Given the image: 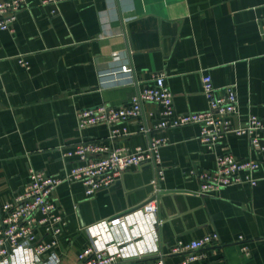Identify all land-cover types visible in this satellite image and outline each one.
<instances>
[{
  "label": "crops",
  "instance_id": "crops-1",
  "mask_svg": "<svg viewBox=\"0 0 264 264\" xmlns=\"http://www.w3.org/2000/svg\"><path fill=\"white\" fill-rule=\"evenodd\" d=\"M262 26L264 0H27L13 29H0V203L23 188L31 168L60 175L76 165L62 154L77 142L108 143L109 125L78 129L77 110L125 105L153 74L163 76L176 113L207 108L202 78L209 75L216 88L233 86L234 125L249 114L264 116ZM160 112L143 102L138 118L118 125L129 134L112 141L133 149L146 147L150 135L166 137L159 150L163 177L155 184L154 165L145 162L92 196L78 181L55 189L57 212L67 222L55 247L60 264H79L86 245L114 253L117 239L135 256L125 264L156 253L175 264L182 255L169 250L177 242L209 233L217 241L195 264H264V178L201 194L191 174L213 169L224 153L253 157L247 136L229 133L208 148L198 124L154 130ZM145 125L149 134L140 130ZM150 184L167 192L155 195L156 210L123 213L154 196ZM113 215L124 224L110 228Z\"/></svg>",
  "mask_w": 264,
  "mask_h": 264
},
{
  "label": "built area",
  "instance_id": "built-area-1",
  "mask_svg": "<svg viewBox=\"0 0 264 264\" xmlns=\"http://www.w3.org/2000/svg\"><path fill=\"white\" fill-rule=\"evenodd\" d=\"M26 5L27 0H0V29L12 30L16 13ZM261 32L264 34V26ZM113 57L116 58L117 54L113 53ZM120 69L126 71L127 66L122 65ZM202 88L207 108L199 111L176 113L172 93L161 74H153L151 80L138 88L125 105L101 103L78 109L77 128L107 124L110 132L106 140L109 142L82 140L74 144L62 156H74L77 164L60 175L29 169V178L23 188L11 200L0 203V264H60L61 257L55 247L67 222L57 212L53 194L61 183L81 182L85 194L92 196L98 190L112 185L125 171L145 162L154 165L153 184L163 177L159 150L167 143L166 137L150 135L146 147L136 146L133 149L112 143L116 137L129 134L125 126L120 128L118 125L128 119L138 118L143 110V102L160 106L161 117L154 125V130L198 124L199 139L208 148H213L229 133L247 136L253 157L237 159L231 153H224L216 157L213 169L191 172L199 180L198 193L211 194L224 186L243 182L254 185L264 178V116L249 114L245 124L234 125L232 119L239 111L233 86L216 88L211 77L205 75ZM140 130L149 134L152 128L145 125ZM259 171L261 173L258 176ZM143 208L153 212L156 205L153 200H149ZM108 221L110 228L124 224L121 216H114ZM39 230H42V236ZM217 238L216 233H209L187 243L177 242L169 253L182 255L175 264H195L205 255L203 249L216 242ZM115 242L118 250L114 253L107 251V248L84 246L77 255L79 264H125L135 257L125 250L123 241L117 239ZM163 256L164 253H156L141 264H165Z\"/></svg>",
  "mask_w": 264,
  "mask_h": 264
},
{
  "label": "water",
  "instance_id": "water-1",
  "mask_svg": "<svg viewBox=\"0 0 264 264\" xmlns=\"http://www.w3.org/2000/svg\"><path fill=\"white\" fill-rule=\"evenodd\" d=\"M151 185V192H152V194H153V192H154V196H151L150 198H148L146 201H144L143 203H141V204H139L138 206H135V207H132V208H130V210H127L126 212H123V213H128V212H131V211H134V210H136V209H138V208H141V207H143V205L147 202V201H149V200H153V199H155L156 198V194L158 195V194H162V193H167L166 191H163V190H161V189H159V190H154V187H153V185L152 184H150ZM167 191H169V193H171V192H177V191H175V190H167ZM116 215V214H115ZM115 215H113L112 217H114ZM119 215H122V214H119ZM109 219H111V218H109ZM177 244V243H176ZM175 244V245H176Z\"/></svg>",
  "mask_w": 264,
  "mask_h": 264
},
{
  "label": "trees",
  "instance_id": "trees-1",
  "mask_svg": "<svg viewBox=\"0 0 264 264\" xmlns=\"http://www.w3.org/2000/svg\"><path fill=\"white\" fill-rule=\"evenodd\" d=\"M145 260H147V259H145Z\"/></svg>",
  "mask_w": 264,
  "mask_h": 264
}]
</instances>
